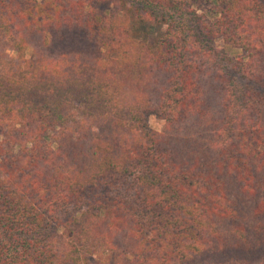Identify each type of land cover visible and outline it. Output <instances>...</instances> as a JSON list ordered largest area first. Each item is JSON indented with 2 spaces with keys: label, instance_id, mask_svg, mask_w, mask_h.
<instances>
[{
  "label": "trees",
  "instance_id": "1",
  "mask_svg": "<svg viewBox=\"0 0 264 264\" xmlns=\"http://www.w3.org/2000/svg\"><path fill=\"white\" fill-rule=\"evenodd\" d=\"M200 1L0 0V264H264V0Z\"/></svg>",
  "mask_w": 264,
  "mask_h": 264
},
{
  "label": "rangeland",
  "instance_id": "2",
  "mask_svg": "<svg viewBox=\"0 0 264 264\" xmlns=\"http://www.w3.org/2000/svg\"><path fill=\"white\" fill-rule=\"evenodd\" d=\"M208 2L207 1H204V0H201L200 2H199V4H200V7H204L206 4H207ZM216 43V45H217V47H224V45H223V43L221 42V41H216L215 42ZM225 48V47H224ZM232 52H236V50H232ZM148 125L151 127V128H153V129H156V130H159V129H161V127H162V120L161 119H159L158 117H155V116H153V115H150L149 117H148ZM111 256V257H110ZM109 257H110V264H113V259H114V255H110Z\"/></svg>",
  "mask_w": 264,
  "mask_h": 264
}]
</instances>
